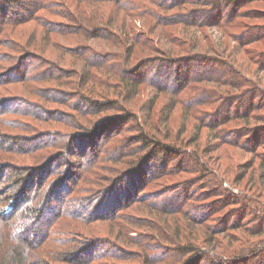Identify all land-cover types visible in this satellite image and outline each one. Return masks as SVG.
I'll return each instance as SVG.
<instances>
[{"label":"rangeland","instance_id":"obj_1","mask_svg":"<svg viewBox=\"0 0 264 264\" xmlns=\"http://www.w3.org/2000/svg\"><path fill=\"white\" fill-rule=\"evenodd\" d=\"M10 1L0 3V165L26 172L19 184L0 171V210L15 205L20 192L32 201L43 194L36 203L53 220L46 228L51 234L33 249L32 264H264V0H240L222 9L233 24L217 25L216 11L198 29L178 19L197 8L192 4L161 11L138 0L168 17L164 26L150 15L120 14L113 3H98L161 51L138 46L135 66L175 61L165 67L172 76L160 77L169 89L183 81L176 76L181 68L183 75L192 71L180 96L142 85L131 102L119 97L118 77L106 66L89 65V81L81 80L88 65L83 57L107 62L125 53L124 30L102 26L117 41L57 34L49 41L43 25L65 29L68 22L38 12L36 21L26 17L15 26L14 18L28 14L22 0ZM52 2L62 10V1ZM190 56L206 63L194 64ZM157 67L143 71L152 77ZM223 73L228 82L216 78ZM208 90L214 91L206 102ZM84 97L124 103L129 117L120 119L123 112L111 108L95 111ZM142 133L176 152H157L158 145L140 151ZM138 157L143 161L133 167ZM138 169L146 171L140 176ZM63 253H76L78 262H62Z\"/></svg>","mask_w":264,"mask_h":264},{"label":"trees","instance_id":"obj_2","mask_svg":"<svg viewBox=\"0 0 264 264\" xmlns=\"http://www.w3.org/2000/svg\"><path fill=\"white\" fill-rule=\"evenodd\" d=\"M6 1L7 0H0V3L6 2ZM19 1L20 0H16V1L11 0L10 2H19ZM52 1L53 0H22V2L24 3H22L21 5L26 9L28 16L20 17L19 19L14 18L13 20L14 25L21 26L27 23V22L23 23V19H25L26 17L30 18L31 20L36 21L38 19V16H37L38 12H46L52 15H56L57 17H61L63 20H66L68 22L64 25V26L67 25L65 29H56L54 27L49 28L46 25H43L46 30L44 34L48 35L47 38L49 41H50V38H53L52 34L54 35L57 34V35H62V36L63 35L64 36L65 35L66 36L67 35L81 36L88 40L89 39L91 40H96V39L111 40L109 36L113 35L114 32H111V30H106L102 26H108V27L114 26V27H117L118 30H124L125 31L124 33H126V37H127L126 39L127 40L130 39V40L128 41V43H124V44L123 42L121 44L120 40L118 41H119V44H121V46L125 49V53L123 54V53L117 52L116 57H111L110 61H113V63L109 65H106V64L109 63L110 61H107V62L104 60L97 61V59H95L94 57H93L94 59L91 57L90 59L88 57L89 55L86 57H83V60L86 61L88 65H85V69L86 67L87 69L84 71L81 77V80H83L86 83L89 81L88 78L90 77L92 73L90 71L91 69H89L90 66L97 67L100 69H103V66H106L108 67V69H106L107 72H112L111 73L112 75H114L115 77H118L121 90H123L122 94L119 95V97L121 96V98L123 97V100H126L127 102H131L137 96L142 85L151 86L155 88L157 91H159L161 94L171 93L172 95L180 96L181 94H183V90L186 88L183 86L184 83L186 82L185 79L186 78L189 79L192 71L189 73V70L186 69L188 70V72L186 75L184 72V75H183L182 74L183 70L181 68V73L180 74L176 73V76L177 75L181 76L183 81H180V80L174 81L175 88L169 89L166 86V83H168L167 79L166 81L162 83L160 81V77H162L165 72L166 74H168L169 69L167 71L165 67L170 65V68H171L176 63L175 61L173 62V60H164L160 58L159 59L154 58V59H151V61H149L148 63L147 61L146 63L141 61V64H138L137 66H135L138 61L136 63H133L132 60H133V57L135 55V52L138 46H141L144 49L148 48L149 50L152 51V53L153 52L161 53V51L159 49H155L154 46L150 44V41H148L149 39L143 40L140 38V36L138 37L135 36L134 34L135 30L128 32L127 27L124 24L125 20L123 21L119 20L121 16L120 14L122 12H125V14L127 15L129 13L131 14L136 13L137 15H141V14L150 15L151 17L156 19L160 25L167 26L168 24H170V20L168 17H166V19H164V17H160L159 15L160 10L170 11L172 8L181 9L183 8V6H185V4L188 3V4H192L194 8L196 7L197 8L196 9L192 8L189 12L180 15L178 19L180 20V22L185 23L186 26H189V27L193 26L196 29H198L199 27L209 26V24H211V21L209 18L211 16H214L216 11L219 12L218 18H216L217 21L215 20V22H217V25L233 24L235 19L232 20L230 16L224 17L222 13L223 12L222 9L224 8L225 10H229L231 9V7H233V5H237V3L240 0H178V1L149 0L152 5L160 9L158 11L157 10L152 11L151 6L148 4V2L142 3L138 0H85L83 2L86 5L85 7H86L87 12L80 6L81 4L83 5V2H81V0L80 2L79 0L75 2L76 5L67 3L68 0H60L62 1V3H57V4L59 7H62V10L55 9L56 6L53 4ZM102 2L113 3V8H115L114 11L118 10L120 11L119 12L120 14L115 13L116 14L115 15L114 13H112L113 15L106 16L105 15L106 12L104 11L102 12V10H105V9H101L99 5L97 6L98 3L100 4ZM221 2H223L224 6H222ZM75 8L78 12L75 10ZM136 9L137 11L140 10V12H135ZM231 15H234V13H232ZM43 23H41V25ZM119 23L120 25H122L121 27L119 26ZM88 27H93V29L97 28L96 31L98 32L92 33L89 31ZM114 29L116 30V28ZM247 33L251 34L252 31L246 32L245 35H247ZM262 33H264V30L262 31ZM113 36H112V40L113 38H115V40L117 41L116 36L114 37ZM52 40L53 42H55V39H52ZM133 40L134 42H132ZM116 45H118V43ZM29 46L34 50L38 49V47H35V44L29 45ZM190 57L189 59H192L194 61V64L195 63L203 64V62L206 63V61L202 60V58L200 57H196V56H190ZM213 62H218V60L214 59ZM149 64L151 65L158 64V66L162 68H159V70H158V67H157V70L155 68L151 69V70L156 71V73L155 75H152V77H148L147 73L143 71V68L145 65H149ZM188 66L190 67V63L188 64ZM225 75H227V73L219 74L218 77L216 78L218 80L220 79V81L222 80V81L228 82L226 80L227 77ZM166 76H172V75H170L169 73ZM209 77L211 76H208V78ZM3 78H6V75H3ZM210 79L211 80L213 79V81H215L214 77ZM197 81H199V79L198 80L194 79V82H197ZM182 87H184V89H182ZM208 91L209 92L206 91L207 93H205L206 99L204 98L205 100H207L206 102H209L211 94H213L210 92L214 90H208ZM214 95L217 96L215 93ZM83 101L84 103H86V105H90L95 111L103 110L104 108L105 109L111 108V109L120 110L123 112L121 115H119L121 116L119 117L120 119H125V117H129L128 112L125 110L126 107L124 106V103H122L121 105L118 104L119 105L118 106L117 105L118 101L117 102L108 101L105 105L103 104L104 105L103 106L102 104L99 103L100 101L95 102L94 100H91L90 98H87V97H84ZM116 106H118V108ZM231 110H233V108ZM110 121H113V120H110ZM113 124L117 125V121L109 123L108 125H105V127L111 128ZM142 128L144 131L145 128L144 127ZM145 134L142 133V135L140 136L141 137L140 140L142 143L141 147L143 148V149H139L140 151L146 150V148H151V147H154L155 145H158V147L156 148L157 152H158L157 149L159 148L161 149L160 152H163L165 155H170L169 153L176 152V149L174 147L172 148L167 145H164L160 140L150 138L149 135L147 136ZM135 151L136 149L134 150V152ZM155 155H157V153ZM142 161H143V158L138 157V160L135 159L132 162L133 165L132 164L131 165L133 167L137 166ZM196 161H197V158H195V162ZM195 164L201 170L206 169L203 165H201V163H195ZM0 171L6 172L10 174L11 177L16 178L17 183L19 184L23 182L22 180H24V174L26 172L24 169L17 167V166H12V165H0ZM145 171L146 170H139L137 174L142 176L145 173ZM17 190L19 191V189ZM42 195L43 194L36 196L35 200L39 202V200L42 199ZM32 199L33 197H30V196L25 197L24 193L20 192L18 193V196H14L12 198V200H16L15 205L8 206V209H4L5 211L0 210V264H32L31 254H32L33 249L40 248V246L47 239V237H50L49 235L51 233H49L48 235L46 228L48 227L49 223L53 220L52 219L50 220V218L48 217V213H46L47 209L39 207L36 201H32ZM31 201H32V204H31ZM199 213L200 212L197 209L193 212L194 215H199ZM7 223L8 225H6ZM5 227H10V228H8L9 229L8 230ZM89 254L90 255L92 254L91 251L89 252ZM60 260L62 262L76 263L78 262L79 257L76 256V253L75 254L74 253L73 254L63 253L62 255H60ZM36 264H48V261L45 259H40L38 260Z\"/></svg>","mask_w":264,"mask_h":264}]
</instances>
